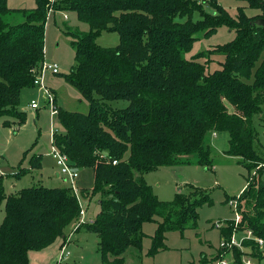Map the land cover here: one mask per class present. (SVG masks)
Wrapping results in <instances>:
<instances>
[{
  "label": "trees",
  "instance_id": "trees-1",
  "mask_svg": "<svg viewBox=\"0 0 264 264\" xmlns=\"http://www.w3.org/2000/svg\"><path fill=\"white\" fill-rule=\"evenodd\" d=\"M239 1L261 14L247 16L239 7L232 17L217 0H57L55 11H73L88 25L89 31L71 42L76 65L66 76L88 111L57 107L62 132H54L53 141L73 168L93 169L94 187L81 190V197L99 195V211L92 223L75 228L79 205L70 187H29L7 195L0 177V264H29L30 252L57 239L63 243L71 225L72 234L84 228L97 237L104 264H125L128 249L140 251L146 223H156L146 255L167 250L166 233L183 235L195 226L197 210L208 197L193 187L188 196L177 193L172 201H161L143 176L190 156L208 166L204 138L212 133L226 134V155L241 159L248 172L254 170L239 197L231 198L240 222L236 227L234 221L225 223L220 237L229 240L233 232L250 230L264 242V160L254 151L253 125L264 106V28L255 24L264 19V2ZM7 2L0 0V119L23 125L21 94L33 88L35 69L44 60L50 4L35 0L34 9L14 10ZM12 13L24 21L9 25L3 18ZM222 26L234 32L231 41L186 57L197 41ZM102 32L115 33L117 45H98ZM119 101L127 105L108 104ZM40 162V155L32 156L29 170L21 169L18 176L40 169ZM222 252L218 247L202 264L218 263ZM231 253V264H243L244 257L260 264L264 257L252 241Z\"/></svg>",
  "mask_w": 264,
  "mask_h": 264
},
{
  "label": "rangeland",
  "instance_id": "rangeland-1",
  "mask_svg": "<svg viewBox=\"0 0 264 264\" xmlns=\"http://www.w3.org/2000/svg\"><path fill=\"white\" fill-rule=\"evenodd\" d=\"M49 1V0H48ZM205 1V0H204ZM264 2V0H261ZM54 2H50L52 12L48 15L45 24L44 37V62L55 64L59 74H45L44 83L52 93L56 95L57 107L69 112L86 114L88 103L82 99L78 91L66 81V76L75 67V52L71 42L77 37L85 35L89 29L88 25L78 20L73 11H55ZM230 16L236 15L239 7H245L247 16H256L261 12L250 9L239 0H217ZM206 4V3H205ZM10 9L31 10L36 6L35 0H8ZM203 10L210 13L211 9L204 6ZM66 17V20L64 19ZM199 18L195 13L193 19ZM3 20L9 25L22 23L24 18L20 13L6 15ZM234 38V32L220 27L217 32L207 38H201L194 45L187 58L196 53L206 51L214 46L228 43ZM95 42L101 47L110 48L118 43L115 33L102 32ZM264 56V53L262 57ZM216 60L219 56L213 57ZM214 66V65H213ZM211 67V65H210ZM33 89V88H32ZM37 89V88H35ZM36 90H25L22 97L28 98ZM264 92V91H263ZM35 101L42 104L41 93L33 95ZM113 108H123L126 101L108 103ZM229 110L232 109L229 107ZM7 121V126L2 123ZM256 131L255 153L264 160V106L260 114L253 118ZM53 132H62L57 117L50 118L47 107H41L36 114L27 115L23 125L16 124L10 117L0 119V177L5 193H11L23 188L44 186L47 188L69 187L66 181H62L59 171L52 157L48 156L51 148L50 137ZM207 134L204 145L209 152V165L200 166L194 156L187 159L177 160L170 166H163L156 171L143 176L147 185L161 201L170 202L175 194L190 195L194 188L207 194L208 201L201 205L198 212V220L195 226L188 227L183 235L176 230L166 233L165 244L167 250L157 253L155 256L146 255L151 245V237L156 229V223H146L142 226L143 241L141 250L128 249L123 255L125 264H202L216 255L220 244V231L214 227H221L229 221H235L237 209L230 204L231 198H237L243 192L246 181L254 175V170L245 168L244 162L236 157L226 155L228 147V136L221 134ZM42 155V167L38 170L32 169L25 175L18 176L21 169L29 170V160L34 155ZM264 168V164H262ZM77 170V169H76ZM78 178L75 180L79 191L80 205L86 210L87 218L94 219L99 211V195L90 196L82 194L81 190L91 191L94 187L93 169H80ZM137 178L138 176L135 175ZM264 181V176L262 177ZM194 187V188H193ZM236 202V201H235ZM244 206V205H243ZM4 218V204L0 205V225ZM234 226L236 227L235 223ZM72 225L65 233L69 235L64 242L57 239L52 245L42 251H32L28 254L29 264H104L98 250V239L88 233L84 228L80 232L72 234ZM86 231V232H85ZM237 232L236 240L242 237ZM71 235V236H70ZM264 254V246L261 249ZM68 252L67 256H64ZM63 253V258H60ZM112 257L109 256V260ZM253 264L257 262L252 260ZM260 264H264V257Z\"/></svg>",
  "mask_w": 264,
  "mask_h": 264
},
{
  "label": "built area",
  "instance_id": "built-area-1",
  "mask_svg": "<svg viewBox=\"0 0 264 264\" xmlns=\"http://www.w3.org/2000/svg\"><path fill=\"white\" fill-rule=\"evenodd\" d=\"M51 3L54 2V0H49ZM52 12L51 7L49 8V11L47 13L48 15ZM66 20V17L64 18ZM50 73L51 75H58L59 70L58 67L55 64H46L44 61L39 64V66L35 69L34 72V79H33V88H37L39 92L42 95V104H39L37 101L32 100L30 101L28 107L31 110H39L41 107H47L49 110L50 118L57 117L58 114V108L55 101V96L52 93V91L49 90V88L46 87L44 83V78L46 73ZM53 134H51L50 142H51V148L49 152V156L52 157V159L55 161V165L59 171V175L61 178H63L64 181H66L72 190L74 196L77 199L78 205H79V215L76 220L75 228H78L82 225L92 223V219L87 218L86 216V210L83 209L80 205V199H79V191L76 187L75 180L78 178V171L73 168L70 165L68 157L61 153L56 146L54 145L53 141ZM215 135V134H213ZM113 164H116V162H113ZM235 209H237V201L234 200L230 202ZM240 222L239 214H236V219L234 221L235 225H237ZM214 227L216 229H220V224H215ZM242 237L239 238V240H236L235 237L237 236V232H233L230 236L229 240H225L221 238L219 248L223 251L221 257H223L221 260L218 261L216 264H231L232 263V249L238 248L242 250V245L244 241H252L257 244L259 249L261 250L264 246V242L253 236L252 232L250 230L244 231L242 233ZM228 254V256H226ZM63 253H61L60 258H63ZM68 252L65 253L64 256H67ZM243 264H253L252 260L250 258L244 257L242 259Z\"/></svg>",
  "mask_w": 264,
  "mask_h": 264
},
{
  "label": "crops",
  "instance_id": "crops-1",
  "mask_svg": "<svg viewBox=\"0 0 264 264\" xmlns=\"http://www.w3.org/2000/svg\"><path fill=\"white\" fill-rule=\"evenodd\" d=\"M53 76H56V75H53ZM27 90H30V91H32V90H36V92H34V94L35 93H37V95H38V93L40 94V92H39V90L38 89H35V88H33V89H27ZM25 91V90H24ZM23 93V92H22ZM33 93L31 94V95H29V97L28 98H23L22 97V94H21V105H20V110H22L25 114H26V119H27V115H29V114H31V115H34V114H36L37 113V111L38 110H31V109H29V107H28V105H29V103H30V101H32V100H35V98L33 97V95H34ZM54 94V93H53ZM54 96H55V98H56V95L54 94ZM56 105H57V103H56ZM61 108V107H60ZM26 121V120H25ZM3 124V123H2ZM227 144H228V140H227ZM227 149H228V147H227ZM226 149V150H227ZM40 156H41V161H42V155L41 154H39ZM48 156H49V153H48ZM40 166L42 167V163L40 162ZM40 167V168H41ZM30 168V167H29ZM29 172V171H28ZM62 179V181L64 182V180H63V178H61ZM15 192H17V191H14V192H11V193H6L7 195L8 194H13V193H15ZM91 219V218H90ZM93 220V219H92ZM81 231V229L79 230V231H77V232H80ZM76 232V233H77ZM86 232V231H85ZM71 236V235H70ZM68 237H69V235H68Z\"/></svg>",
  "mask_w": 264,
  "mask_h": 264
},
{
  "label": "water",
  "instance_id": "water-1",
  "mask_svg": "<svg viewBox=\"0 0 264 264\" xmlns=\"http://www.w3.org/2000/svg\"><path fill=\"white\" fill-rule=\"evenodd\" d=\"M255 24L264 28V19L263 18H259L258 20L255 21Z\"/></svg>",
  "mask_w": 264,
  "mask_h": 264
}]
</instances>
